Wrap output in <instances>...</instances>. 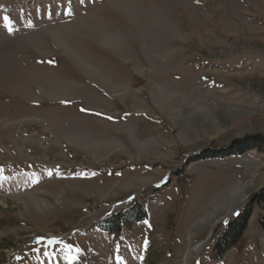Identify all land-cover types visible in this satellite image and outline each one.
<instances>
[{
    "label": "rangeland",
    "instance_id": "374dc122",
    "mask_svg": "<svg viewBox=\"0 0 264 264\" xmlns=\"http://www.w3.org/2000/svg\"><path fill=\"white\" fill-rule=\"evenodd\" d=\"M263 190L264 0H0V264H264Z\"/></svg>",
    "mask_w": 264,
    "mask_h": 264
},
{
    "label": "trees",
    "instance_id": "16d2710c",
    "mask_svg": "<svg viewBox=\"0 0 264 264\" xmlns=\"http://www.w3.org/2000/svg\"><path fill=\"white\" fill-rule=\"evenodd\" d=\"M254 200L257 204H264V190L261 191L259 194H257L254 197ZM119 221H114L115 224H120L123 223V219H119L117 218ZM262 227L264 229V222H262ZM243 231H244V225L240 223L239 219L235 220L230 229L227 231V233L224 235V240L221 244V242L217 245V256H219V254H224L226 253L230 248L234 247L239 240L242 238L243 236Z\"/></svg>",
    "mask_w": 264,
    "mask_h": 264
},
{
    "label": "bare ground",
    "instance_id": "6f19581e",
    "mask_svg": "<svg viewBox=\"0 0 264 264\" xmlns=\"http://www.w3.org/2000/svg\"><path fill=\"white\" fill-rule=\"evenodd\" d=\"M244 191H245V189H244V187H242V188H240V189H238L237 191H234L233 193H232V195H233V197L234 198H239V196L241 197L242 196V194L244 193ZM204 221H202V223H203ZM202 225V224H201ZM203 249V244H199L196 248H195V252L196 253H200V251ZM195 253V254H196ZM194 254V255H195Z\"/></svg>",
    "mask_w": 264,
    "mask_h": 264
}]
</instances>
